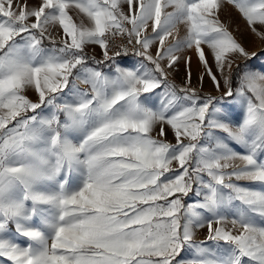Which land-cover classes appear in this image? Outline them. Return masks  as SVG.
<instances>
[{
    "label": "snow or ice",
    "instance_id": "6c2138e0",
    "mask_svg": "<svg viewBox=\"0 0 264 264\" xmlns=\"http://www.w3.org/2000/svg\"><path fill=\"white\" fill-rule=\"evenodd\" d=\"M0 264H264V0H0Z\"/></svg>",
    "mask_w": 264,
    "mask_h": 264
},
{
    "label": "rangeland",
    "instance_id": "374dc122",
    "mask_svg": "<svg viewBox=\"0 0 264 264\" xmlns=\"http://www.w3.org/2000/svg\"><path fill=\"white\" fill-rule=\"evenodd\" d=\"M236 23L240 26L241 29H243L244 26V22L242 20L239 19V17H236ZM252 38L248 37V42H249V47H254V45L251 43ZM258 46V44H257ZM97 51H99L97 49ZM177 72H175L173 75L177 81V83L181 82L184 79L185 76V68L183 66V64H180L177 66ZM199 72L200 69L197 66V63L195 61V59L193 60V82L194 84L197 82L198 80V76H199ZM211 90V82L209 80H207V78L205 79V87H204V91H210ZM29 95L34 99L35 98V94L34 93H29Z\"/></svg>",
    "mask_w": 264,
    "mask_h": 264
}]
</instances>
